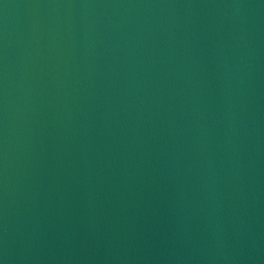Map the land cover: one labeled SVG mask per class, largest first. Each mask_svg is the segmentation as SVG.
<instances>
[{"label":"water","instance_id":"obj_1","mask_svg":"<svg viewBox=\"0 0 264 264\" xmlns=\"http://www.w3.org/2000/svg\"><path fill=\"white\" fill-rule=\"evenodd\" d=\"M0 264H264V0H0Z\"/></svg>","mask_w":264,"mask_h":264}]
</instances>
